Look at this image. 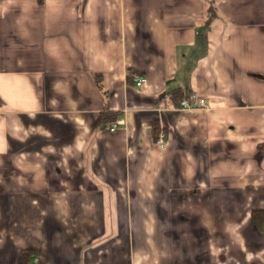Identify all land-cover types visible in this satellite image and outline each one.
I'll use <instances>...</instances> for the list:
<instances>
[{
  "label": "crops",
  "instance_id": "crops-1",
  "mask_svg": "<svg viewBox=\"0 0 264 264\" xmlns=\"http://www.w3.org/2000/svg\"><path fill=\"white\" fill-rule=\"evenodd\" d=\"M206 1L0 0V264H264V0Z\"/></svg>",
  "mask_w": 264,
  "mask_h": 264
},
{
  "label": "trees",
  "instance_id": "trees-1",
  "mask_svg": "<svg viewBox=\"0 0 264 264\" xmlns=\"http://www.w3.org/2000/svg\"><path fill=\"white\" fill-rule=\"evenodd\" d=\"M216 10L215 5L213 4L212 0H207L205 4V11H204V17L201 22V27L198 31L199 34V40L204 43L205 41V31L216 16ZM169 98L173 101V105L177 107L180 100L184 97H188L191 93L187 88H180V87H174L170 89L168 92ZM117 114L109 112L108 110H104L99 115L100 122H106V121H113L116 119ZM27 253V252H26ZM22 259L25 256V253H21Z\"/></svg>",
  "mask_w": 264,
  "mask_h": 264
},
{
  "label": "built area",
  "instance_id": "built-area-1",
  "mask_svg": "<svg viewBox=\"0 0 264 264\" xmlns=\"http://www.w3.org/2000/svg\"><path fill=\"white\" fill-rule=\"evenodd\" d=\"M133 81L136 86H140L145 81V79L139 76V77H133ZM202 106H204V98H196V96L191 93L188 97H184L183 99H181L177 107L182 109H190V108L194 109ZM119 124H121L120 121H114L110 124H107L106 129L109 131H113L117 128ZM155 143L159 146H163L162 132L158 133Z\"/></svg>",
  "mask_w": 264,
  "mask_h": 264
}]
</instances>
